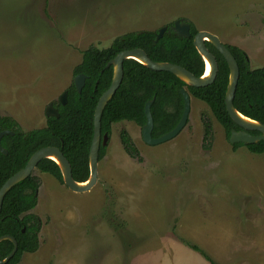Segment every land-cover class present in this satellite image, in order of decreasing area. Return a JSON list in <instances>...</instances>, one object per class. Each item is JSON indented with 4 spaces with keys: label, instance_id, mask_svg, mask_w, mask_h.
I'll return each mask as SVG.
<instances>
[{
    "label": "rangeland",
    "instance_id": "rangeland-1",
    "mask_svg": "<svg viewBox=\"0 0 264 264\" xmlns=\"http://www.w3.org/2000/svg\"><path fill=\"white\" fill-rule=\"evenodd\" d=\"M176 20L264 67V0H0V114L25 131L46 126L47 105L72 84L86 48H107L128 32L158 33ZM203 117L212 124L209 142ZM33 173L38 248L16 264H212L182 239L214 264H264V153L234 148L197 98L181 132L155 145L135 122L113 123L87 192Z\"/></svg>",
    "mask_w": 264,
    "mask_h": 264
},
{
    "label": "trees",
    "instance_id": "trees-1",
    "mask_svg": "<svg viewBox=\"0 0 264 264\" xmlns=\"http://www.w3.org/2000/svg\"><path fill=\"white\" fill-rule=\"evenodd\" d=\"M191 32V37H183L168 25V29L158 41L157 31H135L115 38L107 48L89 46L83 51L81 62L74 68V75H86L82 91L77 90L73 81L66 89L67 102L62 104L59 100L55 104L59 116H47L46 126L42 128L25 131L14 118L0 114V132H14L13 135H5L1 140L8 153L4 154L0 150V188L11 176L25 167L37 150L45 146L59 147L71 164L74 179L79 182L86 181L90 175L89 150L93 138L95 109L113 77V66L107 67L108 62L120 51L141 48L154 61L176 63L194 75L201 76L205 72V62L193 43V37L198 30L191 26ZM206 45L215 55L219 70L215 81L203 87L188 85L169 71L152 70L135 59H126L121 85L102 114V134L107 133L110 137L112 124L123 120L143 126L146 123L145 104L153 98L152 135L158 137L170 131L182 116L184 98L181 90L187 89L194 98L209 106L225 129L229 140L232 130L241 129L231 119L225 105L229 67L221 53L210 42L206 41ZM226 46L235 56L240 69L234 105L242 114L264 123V67L251 68L245 50L231 44ZM202 119L204 139L209 142L213 137L212 124L205 117ZM250 132L259 134L258 131ZM120 138L129 155H138L137 147L127 130H121ZM238 146H246L253 153H264V140L251 144H233L234 148ZM105 151L106 146H102L99 160L104 157ZM36 169L51 174L63 184L60 167L54 160L45 158L39 162ZM39 188L40 179L32 172L29 177L17 183L4 198L0 214V236L12 235L18 243L17 252L6 264H16L25 252H33L38 248V221L36 215L27 212L37 200L36 192ZM182 241L214 264L212 257L200 246L183 239ZM13 247L14 244L10 240L0 241V258L7 257Z\"/></svg>",
    "mask_w": 264,
    "mask_h": 264
},
{
    "label": "water",
    "instance_id": "water-1",
    "mask_svg": "<svg viewBox=\"0 0 264 264\" xmlns=\"http://www.w3.org/2000/svg\"><path fill=\"white\" fill-rule=\"evenodd\" d=\"M166 30L167 26H164L159 29L156 36V41H158L163 36ZM173 30L178 35L183 37L192 36L191 25L189 22H181V20H176L174 22ZM206 41L210 42L221 53V55L227 61L229 67V82L225 95V105L231 119L241 128L240 130H232L229 142L231 144H251L264 140V123L242 114L239 110H237L234 105V97L238 85V80L240 77V69L233 53L224 43L221 42L217 35L209 31H198L193 37V43L205 62V72L201 76L194 75L191 71H189L182 65L176 63L154 61L148 56L145 50L141 48L126 49L117 53V55L107 64V67L111 65L113 66V77L109 88L100 96L95 109L93 138L89 150L90 175L88 179L84 182H79L74 179L71 164L59 147H42L30 157L29 161L27 162L24 168H22L13 176H11L0 188V213L6 194L17 183L29 177L32 172L37 168L39 162L45 158L52 159L58 164L62 173L63 183L71 190L78 193H83L91 190L98 180L100 149L102 146H105L107 144L109 138L107 133L102 134V114L106 105L112 99L117 89L121 85L124 76V61L126 59L132 58L152 70L169 71L175 74L188 85L194 87L208 86L215 81L219 70V65L215 55L206 46ZM206 61L209 62L211 67L208 75H206ZM85 80L86 75L82 73L77 74L75 76L74 84L79 92L82 91L85 85ZM181 94L184 98V110L179 122L173 129L158 137H153L152 135L154 120L151 112V106L153 104L154 98L149 100L145 104L146 123L142 127V136L146 143L155 145L167 141L177 136L181 132V130L186 126L190 113L191 95L186 89H182ZM60 102L62 104H65L67 102L66 90L60 96ZM45 113L48 117L59 116L58 108H56L53 103H49L47 105ZM250 131H258L259 134H252ZM8 134L13 135L14 132L11 130H3L0 132V150L4 154H7L8 151L1 145V140L5 135ZM3 240L12 241L14 247L9 253V255H7V257L3 259L0 258V264L8 263L18 250V243L14 236L2 235L0 236V241Z\"/></svg>",
    "mask_w": 264,
    "mask_h": 264
},
{
    "label": "flooded vegetation",
    "instance_id": "flooded-vegetation-1",
    "mask_svg": "<svg viewBox=\"0 0 264 264\" xmlns=\"http://www.w3.org/2000/svg\"><path fill=\"white\" fill-rule=\"evenodd\" d=\"M175 22V21H174ZM167 26V29H168V25H166ZM173 26H174V23H173V25H171V28L173 29ZM207 46V45H206ZM191 95V94H190ZM191 97L193 98V96L191 95ZM54 105V104H53ZM55 106V105H54ZM56 107V106H55ZM57 108V107H56ZM137 124V123H136ZM140 126V125H139ZM141 127H143V126H141ZM109 137V136H108ZM154 137V136H153ZM142 138H143V136H142ZM109 139V138H108ZM144 140V139H143ZM107 143H108V141H107ZM106 146V145H105ZM37 194H38V191L36 192ZM35 203H36V200L33 202V205H35ZM28 214H33V213H31V210H29L28 212H27ZM1 214V213H0ZM33 216H35L34 214H33ZM36 217V220L38 221V225H37V228L38 229H40V227H41V220H40V218L39 217H37V216H35ZM34 220V219H33ZM32 220V221H33ZM33 229V228H32ZM23 231H25V228L23 229ZM38 230H37V232H36V235H37V237H36V239H37V241H38ZM26 253V252H25Z\"/></svg>",
    "mask_w": 264,
    "mask_h": 264
},
{
    "label": "bare ground",
    "instance_id": "bare-ground-1",
    "mask_svg": "<svg viewBox=\"0 0 264 264\" xmlns=\"http://www.w3.org/2000/svg\"><path fill=\"white\" fill-rule=\"evenodd\" d=\"M210 69H211V67H210V64H209V62H208V61H206V75H208V74H209V72H210Z\"/></svg>",
    "mask_w": 264,
    "mask_h": 264
}]
</instances>
